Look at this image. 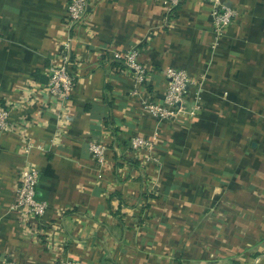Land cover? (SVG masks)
Returning <instances> with one entry per match:
<instances>
[{"label":"crops","instance_id":"crops-1","mask_svg":"<svg viewBox=\"0 0 264 264\" xmlns=\"http://www.w3.org/2000/svg\"><path fill=\"white\" fill-rule=\"evenodd\" d=\"M68 2L0 0V102L14 126L0 132V264H264V0H224L236 17L221 34L206 0H89L77 24ZM63 49L78 84L68 111H46L29 89ZM168 68L188 73L196 116L145 114ZM134 136L150 144L139 154ZM92 142L108 145L103 168ZM32 165L48 211L30 232L12 206Z\"/></svg>","mask_w":264,"mask_h":264},{"label":"built area","instance_id":"built-area-1","mask_svg":"<svg viewBox=\"0 0 264 264\" xmlns=\"http://www.w3.org/2000/svg\"><path fill=\"white\" fill-rule=\"evenodd\" d=\"M178 0H172L176 4ZM214 8V26L218 34L228 27L236 17L235 10L226 6L224 0H206ZM89 0H69L67 7V16L72 24L81 22L88 11ZM139 51L137 49L129 50L124 56L127 71L133 75L137 86L147 83L148 74L144 66L138 61ZM71 54L66 50H58L49 67V81L43 86H32L29 89L30 103H36L42 106L46 111L61 107L65 113L66 105L71 101L78 84L76 75L73 72V62ZM167 87L164 93L163 101L160 103L154 101H144L143 109L145 114L159 121L176 120L184 115L196 116L201 111L200 98L196 97L194 103L190 105L189 88L191 79L185 70L168 68L165 72ZM134 92L133 95H137ZM65 106V107H64ZM61 118L63 116L61 115ZM10 110L0 104V132H10L13 129ZM149 142L141 136L131 138V148L136 153H141L147 149ZM34 147L31 140H25L23 149L30 152ZM90 152L96 160L98 166L103 168L106 164V152L108 145L105 142L90 143ZM41 177V171L36 166H27L19 172L18 186L16 188V200L12 209L17 211L21 222L30 232L33 231L34 224L48 211L45 202L37 197V186ZM28 226V227H27ZM29 231V230H28ZM4 264H17L6 261Z\"/></svg>","mask_w":264,"mask_h":264},{"label":"trees","instance_id":"trees-1","mask_svg":"<svg viewBox=\"0 0 264 264\" xmlns=\"http://www.w3.org/2000/svg\"><path fill=\"white\" fill-rule=\"evenodd\" d=\"M71 59H72V62L74 64V61H73V56H71ZM124 65V64H123ZM123 65H120V67L124 68ZM0 104H2V102H0Z\"/></svg>","mask_w":264,"mask_h":264}]
</instances>
